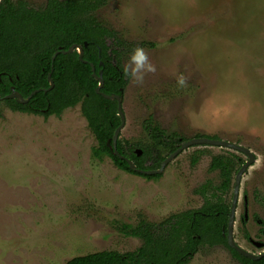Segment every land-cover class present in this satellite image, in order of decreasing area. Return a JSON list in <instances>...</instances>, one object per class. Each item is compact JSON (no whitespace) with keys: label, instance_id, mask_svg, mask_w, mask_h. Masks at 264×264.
<instances>
[{"label":"rangeland","instance_id":"374dc122","mask_svg":"<svg viewBox=\"0 0 264 264\" xmlns=\"http://www.w3.org/2000/svg\"><path fill=\"white\" fill-rule=\"evenodd\" d=\"M94 15L124 43L123 68L137 46L155 66L142 83L127 77L118 139L150 142L143 121L151 115L180 144L202 135L249 148L255 161L241 176L233 238L262 252L254 242L264 244L255 219L264 220V0H108ZM95 145L79 104L45 118L0 101V264H65L100 250L134 251L141 240L122 224L158 223L200 207L203 195L231 202L235 174L247 160L228 147L195 145L146 178L107 156L94 158ZM215 155L236 162L222 194L219 170L210 167ZM188 264L240 263L217 244L200 246Z\"/></svg>","mask_w":264,"mask_h":264},{"label":"trees","instance_id":"16d2710c","mask_svg":"<svg viewBox=\"0 0 264 264\" xmlns=\"http://www.w3.org/2000/svg\"><path fill=\"white\" fill-rule=\"evenodd\" d=\"M107 1L46 0L43 7L34 8L25 0H0V101L13 111L45 118L59 117L65 109L79 104L96 140L91 149L94 158L100 160L107 156L121 170L146 178L157 177L159 174L130 170L125 159L113 154L110 147L120 118L117 101L103 97L102 93L122 98L127 77L119 51L124 43L115 30L94 15ZM71 45L81 47V58L76 48L69 53L63 52ZM91 65L96 75L101 71L103 83L99 92H96L99 82L92 76ZM12 86L23 98L40 90L20 103L16 98H5ZM143 128L150 142L130 144L126 141L123 144L117 139L116 149L136 168L155 170L183 140L175 134L166 135L151 115L144 119ZM138 147L140 155L135 153ZM235 163L230 157H212L210 167L219 170L221 194L230 188ZM203 196L200 207L170 214L158 223L140 221L135 227L122 224L121 231L141 240L134 251L100 250L72 257L65 264H188L202 245L228 247L225 234L230 202L222 195ZM255 219L264 228V220L256 216ZM228 248L240 264H264V256L252 260Z\"/></svg>","mask_w":264,"mask_h":264},{"label":"water","instance_id":"95a60500","mask_svg":"<svg viewBox=\"0 0 264 264\" xmlns=\"http://www.w3.org/2000/svg\"><path fill=\"white\" fill-rule=\"evenodd\" d=\"M75 48L77 49L79 57L81 58L82 49L80 46L71 45L66 51H63V52L69 53V52H72ZM55 55H56V53L53 55V58L55 57ZM91 70H92V76L98 79L99 83H98V86L96 88V92H99V88L101 87V85L103 83L101 71L99 72V75H96L95 68L93 65H91ZM47 78H48V81L50 84L49 87H51L52 86V80L50 78V74H48ZM39 90L40 89H36L33 92H31L26 98H23V96L20 93L16 92L14 90V87L12 86L11 92L9 94H7L5 96V98H16V100L18 102L23 103V102H26L28 99H30L31 96ZM102 96L105 98H108V99H112V100L115 99L117 101V111H118V116L120 118V124L114 130V133L112 136V143H111L110 147L113 150V154L117 155L121 159H125L129 169L133 170L137 173L148 174V175L159 174L163 171L166 164L169 161H171L173 158H175L180 152H182L186 148H189L190 146H195V145H204V146L209 145V146L228 147V148H231L233 150H237V151L245 154V156L247 157V160L241 164V166L237 170L235 177H234L233 191H232V197H231V202H230V210L228 213V221H227V225H226V234H225L226 235V241H227L228 247L234 249L237 253H239L240 255L245 256L249 259L256 260V259H259L260 257L264 256V250L257 255L252 254V253L244 250L243 248H241L235 242V240L233 238V228H234V223H235V212H236V206H237V202H238V198H239V186H240L241 176L245 172V170L250 165H252V163L255 161V156L249 148L241 146V145L233 143V142L224 141V140H220V139H213V138H209V137H205V136L194 137V138H191V139H188V140L182 142L176 150H174L172 153H170L168 156H166L163 159V161L161 162L160 167L158 169H155V170L147 169V170H145V169L136 168V166L134 165V163L130 159L120 155L116 149V144H117V139L119 137V133H120L121 129L123 128V126L125 125V117H124V112L122 109V98L117 94L107 95V94L102 93ZM135 153L137 155H140L141 150L136 149ZM263 234H264V230H263ZM254 244H255V246H257L259 248L264 247V244L262 242H254Z\"/></svg>","mask_w":264,"mask_h":264},{"label":"clouds","instance_id":"9594fccd","mask_svg":"<svg viewBox=\"0 0 264 264\" xmlns=\"http://www.w3.org/2000/svg\"><path fill=\"white\" fill-rule=\"evenodd\" d=\"M129 60L130 64L125 66L124 73L126 77L135 83H142L147 73L155 71V66L150 62L142 47L133 48ZM177 84L184 86L185 78L183 75L177 77Z\"/></svg>","mask_w":264,"mask_h":264}]
</instances>
